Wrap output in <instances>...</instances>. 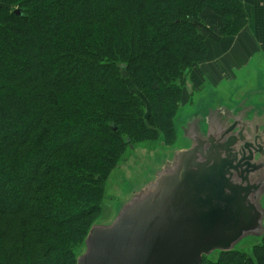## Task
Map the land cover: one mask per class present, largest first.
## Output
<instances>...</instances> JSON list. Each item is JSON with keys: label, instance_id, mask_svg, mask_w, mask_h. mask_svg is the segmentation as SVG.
Returning <instances> with one entry per match:
<instances>
[{"label": "trees", "instance_id": "trees-1", "mask_svg": "<svg viewBox=\"0 0 264 264\" xmlns=\"http://www.w3.org/2000/svg\"><path fill=\"white\" fill-rule=\"evenodd\" d=\"M205 9L247 23L241 0H0V264H76L126 151L178 140ZM201 264H264V234Z\"/></svg>", "mask_w": 264, "mask_h": 264}, {"label": "water", "instance_id": "water-1", "mask_svg": "<svg viewBox=\"0 0 264 264\" xmlns=\"http://www.w3.org/2000/svg\"><path fill=\"white\" fill-rule=\"evenodd\" d=\"M121 72L128 75L124 65ZM258 95L195 104L180 119L187 144L159 157L111 217L91 225L76 264H201L205 255L261 238L264 98Z\"/></svg>", "mask_w": 264, "mask_h": 264}, {"label": "crops", "instance_id": "crops-1", "mask_svg": "<svg viewBox=\"0 0 264 264\" xmlns=\"http://www.w3.org/2000/svg\"><path fill=\"white\" fill-rule=\"evenodd\" d=\"M241 1L247 15L244 28L236 35H207L208 55L212 59L207 57L195 68L201 79L196 80L193 69L191 80L198 81L195 85L200 88L193 105L238 98L250 91H257L264 98V0ZM223 74L230 79H224Z\"/></svg>", "mask_w": 264, "mask_h": 264}, {"label": "rangeland", "instance_id": "rangeland-1", "mask_svg": "<svg viewBox=\"0 0 264 264\" xmlns=\"http://www.w3.org/2000/svg\"><path fill=\"white\" fill-rule=\"evenodd\" d=\"M200 21L203 23L202 29L206 36L213 33L226 35L220 32L222 27V21L210 10L205 9L203 13L201 12ZM205 28L209 30L208 33ZM210 56L211 54L208 55L207 53L208 60L212 59V57ZM201 62L202 61L194 64L186 76L184 92L181 96L179 110L175 118L177 124L176 131L178 134V140L173 141L171 144H164L161 142V140L150 142L142 141L133 145L132 149H128L126 151L124 160L110 173L107 178L106 194H108V196L104 200L99 219L105 220L111 217L117 205L123 199H126L129 196V192L132 186L137 183L140 184L142 181H144V179L151 175L153 169L157 165L156 161L159 157L168 154L172 148H181L183 145L187 144V142L183 141L181 137H179V135H182L183 133L181 129V125L183 124V122H180V119H183L185 117V114L195 107V105L193 104L195 103L199 95L198 91L200 88H197V85H195V83L198 81H193V79L191 80V76L194 72L193 69H195ZM194 76L196 77V80L201 79V75L197 74V70L196 74L194 72ZM223 77L224 79H230V76L228 75L225 76L223 74ZM220 83L221 81L218 84ZM130 88L131 90H133V92H138L137 88L131 84ZM252 240L255 239L252 238ZM242 249L245 251H249V253H251L252 250L248 243H246L244 247H242Z\"/></svg>", "mask_w": 264, "mask_h": 264}]
</instances>
